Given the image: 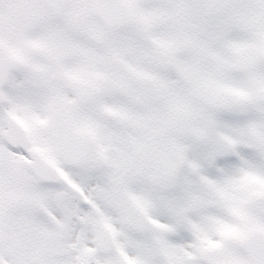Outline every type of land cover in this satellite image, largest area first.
<instances>
[{"label": "snow or ice", "instance_id": "6c2138e0", "mask_svg": "<svg viewBox=\"0 0 264 264\" xmlns=\"http://www.w3.org/2000/svg\"><path fill=\"white\" fill-rule=\"evenodd\" d=\"M0 264H264V0H0Z\"/></svg>", "mask_w": 264, "mask_h": 264}]
</instances>
